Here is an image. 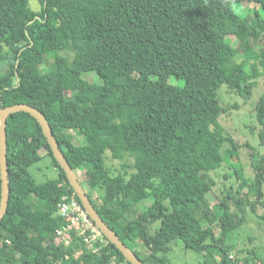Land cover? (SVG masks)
<instances>
[{"label":"trees","instance_id":"trees-1","mask_svg":"<svg viewBox=\"0 0 264 264\" xmlns=\"http://www.w3.org/2000/svg\"><path fill=\"white\" fill-rule=\"evenodd\" d=\"M37 1L34 11L30 0H0V109L43 113L91 203L143 263L171 264L166 253L179 241L198 264H264L237 244L247 210L264 223V154L249 156L247 179L218 96L225 86L247 101L260 77L264 87V0ZM255 118L264 147V90ZM6 132L0 264H130L109 241L97 253L80 239L60 242V201L81 202L35 118L15 112ZM43 157L56 176L38 182L29 170ZM225 166L231 181L211 203L212 174Z\"/></svg>","mask_w":264,"mask_h":264},{"label":"rangeland","instance_id":"rangeland-1","mask_svg":"<svg viewBox=\"0 0 264 264\" xmlns=\"http://www.w3.org/2000/svg\"><path fill=\"white\" fill-rule=\"evenodd\" d=\"M30 7L34 11H38L40 9V4L37 0H30ZM237 11V10H236ZM264 45V35L261 37ZM231 44L236 47L238 46V40L231 36L230 37ZM255 42L250 40L249 44H253V47L259 48ZM53 60L48 58L46 63L41 67L43 71H47L50 69ZM237 62L243 63L242 57H237ZM84 78L89 82L96 81L97 77L95 73H85ZM172 83L176 84L173 79ZM174 81V82H173ZM263 78L260 77L257 80L256 87L253 89V93L249 100L244 101L236 93L229 91L225 86L221 87L218 90V96L220 99V103L226 112L222 114L220 118V124L225 129L226 132L231 135L232 138L239 144V161L242 166L245 168V176H250V159L249 156L253 153L254 155L264 154V147L260 145V141L258 138V131L260 129L259 124L255 118V106L259 100V97L263 93ZM72 93H69L71 96ZM71 135L74 136V140H76L79 144L84 143V139L79 137L74 131H70ZM246 144L251 147H246ZM42 156H44L45 151L41 152ZM109 153L106 154L108 158ZM236 162V160H233ZM109 166L120 168V163L115 160H109ZM131 164V161H128ZM30 173L34 175L38 182H42L48 178H54L56 176V172L54 167L52 166L50 159L47 157H43L39 162L37 167H32ZM228 168L224 167L218 174H212V178L215 181V186L213 187L212 192L209 194V200L211 203H215L219 200L224 191L225 187L229 185V180L224 179V175L227 174ZM14 183V181H13ZM101 191H95V197L100 196ZM150 201L142 202L141 207L145 209ZM247 221L243 225V227L239 231V236L237 240V244L240 248H256L259 257L264 259V223H260L255 216L251 215L250 210H247L246 213ZM216 230V233L219 234V227L216 223L213 224ZM138 244V243H137ZM138 250H142L143 247L139 243ZM169 258L171 264H198L202 258L201 255L195 254L191 251H188L184 248L183 244L179 241L174 242L169 246L168 252L166 253ZM260 264V263H257Z\"/></svg>","mask_w":264,"mask_h":264},{"label":"water","instance_id":"water-1","mask_svg":"<svg viewBox=\"0 0 264 264\" xmlns=\"http://www.w3.org/2000/svg\"><path fill=\"white\" fill-rule=\"evenodd\" d=\"M19 111L29 113L38 122L44 137L46 138L47 144L50 147L53 158L57 164L65 172L66 178L73 189L74 193L81 202L87 215L94 222L96 227L102 232V234L108 239V241L115 246V248L124 256L125 260L130 264H145L141 259L124 244L114 230L103 220L98 213L97 209L91 203L89 197L86 195L80 182L77 179L76 174L68 163L67 159L51 130V127L43 115V113L35 107L28 104H15L0 109V180H1V191H0V222L5 215L10 198V179L8 171L7 161V118Z\"/></svg>","mask_w":264,"mask_h":264},{"label":"built area","instance_id":"built-area-1","mask_svg":"<svg viewBox=\"0 0 264 264\" xmlns=\"http://www.w3.org/2000/svg\"><path fill=\"white\" fill-rule=\"evenodd\" d=\"M57 214L65 221V224L56 232L58 239L65 247L74 243L73 240L80 239L88 250L97 253L108 244L106 237L96 227L73 195H65L62 198L58 205ZM80 253V250H76L74 255L78 256ZM67 258L65 256V259ZM53 264L61 263L55 262Z\"/></svg>","mask_w":264,"mask_h":264}]
</instances>
